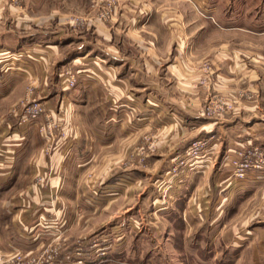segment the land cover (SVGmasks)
I'll use <instances>...</instances> for the list:
<instances>
[{"label":"rangeland","instance_id":"obj_1","mask_svg":"<svg viewBox=\"0 0 264 264\" xmlns=\"http://www.w3.org/2000/svg\"><path fill=\"white\" fill-rule=\"evenodd\" d=\"M149 1L162 5L164 12L176 10L189 19L188 24L177 26L190 27L193 51L188 60L176 55L166 63H188L179 73L190 81L189 90L197 91L199 96H194L199 102L189 101L192 92L181 86L178 90L177 78L163 79L158 105L140 100L129 105L117 102L118 116L99 121L97 146L78 150V173L74 167L68 168V181L60 184L64 194L37 203L16 200L15 208L24 204L39 210L27 225L16 221V228L6 234L8 238L0 240V264H264V220L253 214L252 203L233 197L221 211L212 206L209 212L202 209V200L193 196L194 189L200 190L204 183L203 172L210 160L214 166L211 175L207 173V185L213 171H218V128L224 122L235 124L237 106L254 99L251 88L235 83L244 75V79L252 78L254 66L264 62V0ZM124 4L129 0H0V34H13L11 37L25 42L33 25L43 27L49 19L53 30L58 31L61 21V31L79 41L72 47L85 50L87 43L96 41L98 30L118 38V47V40L128 31L121 17ZM28 15L36 18L35 24L24 19ZM100 45L109 44L102 41ZM60 68L62 82L68 70L78 75L66 62ZM193 74L194 80L190 78ZM74 88L60 87V91L66 94ZM64 102V106L70 105L68 100ZM186 102L197 118L184 115L181 107L186 108ZM33 104L41 105L44 112L26 125L38 122L44 129L46 141L50 138L52 145L40 139L35 149L53 161L56 142L70 140L69 134L57 133L62 124L56 117L64 110L59 102L50 108L30 101L20 108L21 116L25 107ZM102 107L106 109L107 104ZM123 109L127 110L125 117ZM176 112L184 114L181 117ZM231 136L228 142L234 141ZM240 148L234 152L235 159L254 148L264 157V146ZM233 159L229 166L235 174ZM52 174L53 168H49L34 183L42 190L48 187L44 180ZM234 178L240 182L239 176ZM24 180L11 187L24 189L28 185ZM8 185L4 183L3 190ZM47 207L51 213L44 212ZM10 217L1 218V231L11 228Z\"/></svg>","mask_w":264,"mask_h":264},{"label":"crops","instance_id":"obj_2","mask_svg":"<svg viewBox=\"0 0 264 264\" xmlns=\"http://www.w3.org/2000/svg\"><path fill=\"white\" fill-rule=\"evenodd\" d=\"M122 9L121 17L124 19L123 23L128 24V31L122 40H118V47L115 45L118 38L109 37L102 30H98L101 32L97 33L96 41L87 43L89 47L85 50H81L77 45L72 47V44H78L79 41L61 31V21L58 31L53 30L49 19L45 20L43 27L33 25L35 28L26 33L25 42L19 41V37H11L13 34H0V220L3 215H11V224L8 223L11 228L0 230L1 241L6 236L8 238L6 234L16 228V221L27 225L36 209L39 210L35 205L24 204L21 208H15L16 200L29 199L34 203L36 200L37 203L38 200L58 198L64 194L60 184L68 181V168L74 167L76 171L75 167L79 166L78 150H93V147L97 146L101 136L98 131L99 121H111L118 116L115 107L117 102L119 104L123 100L122 103L129 105L140 100L158 105L160 96L163 95V79L173 78H177L178 90L181 86L184 91L192 92L193 97L189 98L191 103L199 102L194 96H199L197 91L189 90L190 81L188 83L183 80L186 78L184 73H179L184 71L188 63L182 62L179 66L166 63L176 55L179 59L188 60L189 53L193 51L194 42L192 36H189L190 27L182 29L177 26L179 23H189L188 17L178 15L176 10L174 13L164 12L162 5L153 4L149 0H129V4H124ZM26 17L24 19L34 24L37 21L29 15ZM24 19L21 20L22 23ZM21 27L24 28V24ZM178 37L181 40L186 39V43L178 42ZM101 40L109 45L101 46ZM171 45L175 47V51L171 50ZM68 55L71 57L66 59ZM65 62L78 72V82L73 90L62 94L60 87L63 82L60 81L59 75L62 71L60 67ZM237 66L240 67V64ZM254 67L252 78L248 76L244 79V75L242 81L235 83L239 87L243 84L251 88L255 92L254 99L237 106L235 124L224 122L218 128V171H213L210 176L212 179L207 185V173L211 175L214 166L210 160L205 167L207 170L203 172V175L206 174L204 183L200 190L194 189L193 196L196 194L197 199L202 200V209L207 208L209 212L213 207L221 211L222 206L227 205L233 197L244 199L247 203H252L253 214L264 220V177L257 178L254 176L256 171H252L244 174L240 177V182H237L234 171L229 166L231 159L235 157L234 152H240V147L252 144L264 146V62ZM190 78L194 80V74ZM141 88L148 91H138ZM66 100L70 103L69 106H64ZM30 101L42 103L50 108L52 104L59 102L60 108L64 110L56 117L62 124L57 133L69 134L70 140L67 141L66 138L56 142L53 161L45 159L41 150L35 149L36 145L40 144V139L46 141V132L40 124L36 122L28 126L21 123L20 108ZM103 104H107L106 109H103ZM189 105L187 103L186 108L181 107L185 114H176L197 118L198 116L189 110ZM121 112L122 117L127 116L126 109ZM145 115L146 113L143 114ZM248 118L253 122L247 121ZM111 128L113 129V126ZM230 135H233L231 137L234 141L229 143ZM46 143L52 145L50 138H47ZM49 168H53V174L48 179L46 177L44 182L48 187L41 190L42 187L34 183L35 178L45 175ZM23 169H26V172L23 173ZM74 176L78 175L74 173ZM19 179H25L28 184L22 190L16 189L15 185L11 187V184H15ZM4 183H9L5 190ZM5 199L7 200L4 202ZM14 203L16 206H13ZM43 210L45 213H51L49 207ZM44 212L39 211L43 215ZM241 212L240 214H243V211Z\"/></svg>","mask_w":264,"mask_h":264},{"label":"built area","instance_id":"obj_3","mask_svg":"<svg viewBox=\"0 0 264 264\" xmlns=\"http://www.w3.org/2000/svg\"><path fill=\"white\" fill-rule=\"evenodd\" d=\"M77 74L71 73L69 70L65 74L62 89H71L75 87L77 83ZM44 112V109L39 104H33L25 107L22 112L21 123L26 125L31 121H34L39 115ZM235 175L242 177L247 172L256 171L254 176L258 178L259 174L264 173V157L263 153L258 149L254 148L253 152L240 153V158H236L234 161Z\"/></svg>","mask_w":264,"mask_h":264}]
</instances>
